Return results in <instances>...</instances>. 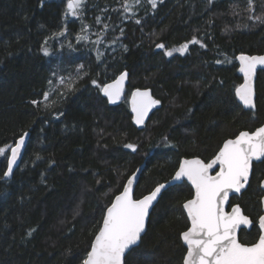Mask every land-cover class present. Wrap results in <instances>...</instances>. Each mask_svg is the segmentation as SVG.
Listing matches in <instances>:
<instances>
[{"label":"trees","instance_id":"obj_1","mask_svg":"<svg viewBox=\"0 0 264 264\" xmlns=\"http://www.w3.org/2000/svg\"><path fill=\"white\" fill-rule=\"evenodd\" d=\"M126 2L87 0L81 20L64 16L66 0H0V147L30 133L13 178L0 179V264H82L107 207L139 167L136 198L172 179L183 158L208 162L226 140L264 123V71L255 111L235 97L243 81L236 57L264 54V24L248 19L247 0H163L154 10L142 0L125 13ZM255 8L264 12V0H255ZM82 24L104 38L100 50L77 42ZM65 29V36L52 38ZM193 37L206 47L189 44L185 57L169 58L156 47L170 49ZM58 68L75 90L58 82L46 102L57 101L52 107L33 105L54 85ZM125 70L126 98L112 107L100 88ZM135 88L152 90L163 104L143 130L129 106ZM5 170L0 157V176ZM262 180L264 164H255L247 191L232 200L253 221L240 234L248 245L258 236ZM192 197L187 183L163 193L132 264H183L181 235L190 224L182 206Z\"/></svg>","mask_w":264,"mask_h":264},{"label":"snow or ice","instance_id":"obj_2","mask_svg":"<svg viewBox=\"0 0 264 264\" xmlns=\"http://www.w3.org/2000/svg\"><path fill=\"white\" fill-rule=\"evenodd\" d=\"M141 2L142 0H127L124 4L125 13L132 12ZM162 2L163 0H147L153 10L157 8L158 3ZM209 2L211 3L212 0ZM86 4L87 0H66L64 16L82 20ZM245 11L249 13V20L264 24V12L256 14L255 0H247ZM100 22L101 19L98 17L97 23ZM135 23L140 24V19H136ZM103 27L105 30L108 29L107 24ZM228 30L225 29V31ZM87 31L88 26L82 24L81 34L76 37L77 42L89 39ZM65 34L66 29L56 33L52 38L65 36ZM97 35L100 34L97 33ZM121 35H123V29H121ZM102 42L101 37L94 43ZM44 43L46 45L47 40ZM189 44L206 47L196 37L178 48L167 49L164 43H159L156 47L163 50L165 56L171 58L174 53L180 55L188 53ZM69 46L71 47V44ZM42 51L45 56L51 55L47 47H44ZM102 55L103 53L98 50V58ZM236 59L239 60V72L243 74L244 82L235 88V97L244 108L254 110L256 108L254 78L258 67L264 68V55L241 54ZM221 62L217 61V63ZM127 77L128 73L123 72L113 83L102 88L96 84V81L92 83L100 88L109 103L116 104L123 96L124 82ZM74 83L71 78H59V84L67 91L75 90ZM49 84L52 85V81H49ZM56 91L55 87H50L42 94V100H33L31 103L38 107L50 108L57 101L46 102L50 101L52 93ZM58 95L63 97L64 92H59ZM159 104L160 101L154 99L150 91H135L132 94L135 123L143 125L148 113ZM62 115L63 112L58 113L57 118ZM28 135L24 132L15 144L0 147V157L6 160V170L3 171L0 179L13 176ZM125 147L133 152L137 149L134 144H126ZM253 161L264 164V126L251 133L242 131L235 139L225 141L218 154L209 163L192 159L184 160L180 165L173 179L175 181L186 179L195 189V197L182 206L191 221L190 228L182 233V241L187 246L183 264H264V197L261 198L262 214L257 219L258 236L256 242L250 245L242 243L238 233L241 231V226H245L246 229L252 228V219L244 214L239 205H229L230 211L225 210L229 194L240 193L249 185L250 176L253 175ZM216 166H219L218 171L212 175L211 170ZM135 180V175L129 178L123 191L116 195L111 206L107 207L106 214L102 217V225L82 264H132L131 258L136 252L142 234L146 231L150 209H153L154 202L167 187L165 184H159L148 195L135 198L133 194ZM260 188L264 190V180L260 182ZM33 231L35 229L28 235L31 236Z\"/></svg>","mask_w":264,"mask_h":264},{"label":"water","instance_id":"obj_3","mask_svg":"<svg viewBox=\"0 0 264 264\" xmlns=\"http://www.w3.org/2000/svg\"><path fill=\"white\" fill-rule=\"evenodd\" d=\"M158 50H160V49H158ZM245 55H247V54H245ZM264 55V54H263ZM250 56H252V55H250ZM256 56H260V55H256ZM237 63H238V74L243 78V82H244V77H243V74L242 73H240L239 72V60L237 59ZM260 71H264V68H260V67H258V69H257V74H256V77L254 78V88H255V101L257 100V79H258V74H259V72ZM123 72H127L128 73V77H127V79L125 80V82H124V92H123V96L121 97V99L116 103V104H112V103H109V105L110 106H112V107H117V106H119V105H121L123 102H124V100H125V98H126V95H127V89H128V87H129V84H130V73H129V71H127V70H125V71H123ZM122 72V73H123ZM121 73V74H122ZM121 74H119L113 81H111V82H109V83H107V84H111V83H113ZM107 84H105V85H107ZM104 85V86H105ZM137 90H140V91H150V93H151V95H152V97L155 99V97H154V95H153V92H152V90H150V89H140V88H136V89H134L132 92H131V94H130V97H129V106H130V111H131V114H132V116H133V122H134V125L139 129V130H143L144 128H145V126L148 124V122L150 121V119H151V117L153 116V114L157 111V110H159L160 109V107H161V102H160V104L159 105H157V106H155L149 113H148V117L146 118V120L144 121V124L143 125H137L136 123H135V113L132 111V94L135 92V91H137ZM102 96L107 100V97H105L104 95H103V93H102ZM237 100H238V98H237ZM238 102H239V100H238ZM239 104L243 107V105L239 102ZM244 108V107H243ZM244 110H246V111H255L256 110V108L254 109V110H251V109H247V108H244ZM262 126H264V124L262 125ZM261 127V126H260ZM259 128V127H258ZM29 135H28V137L26 138V141H25V147H24V149L22 150V152H21V156H20V159L18 160V162H17V166L14 168V171H13V176H14V173H15V171L17 170V168L19 167V165H20V163H21V161H22V158H23V156H24V154H25V150H26V148H27V145H28V142H29V139H30V133L29 132H27ZM251 133V132H250ZM235 139V138H234ZM229 140V139H228ZM225 143V142H224ZM223 147V146H222ZM218 154V153H217ZM215 158V157H214ZM213 158V159H214ZM192 159H200V158H192ZM192 159H183L182 160V162H181V164L183 163V161L184 160H192ZM201 160V159H200ZM259 163H261V162H258V161H253V171H254V165L255 164H259ZM180 164V165H181ZM218 167L219 166H216L215 168H213L212 170H211V174L212 175H215L216 174V172L218 171ZM143 169H144V165L143 166H141V167H139L138 169H137V171L133 174V175H135L136 176V180L134 181V183H133V194H134V197H135V191H136V188H137V185H138V183H139V180H140V177H141V175H142V171H143ZM179 170V169H178ZM177 170V171H178ZM132 175V176H133ZM13 176L11 177V178H6L5 180L6 181H10L12 178H13ZM131 176V177H132ZM175 176V175H174ZM173 176V177H174ZM130 177V178H131ZM251 179H252V176H250V179H249V184H250V182H251ZM128 181V180H127ZM184 182H187L188 183V185L192 188V191H193V197L191 198V199H193L194 197H195V189H194V187L191 185V183H190V181H187L186 179H184V180H180V181H175L173 178L172 179H170L168 182H166V183H162V184H165L167 187L165 188V189H163L162 190V192H161V195H160V197H158V199H157V201L156 202H154V204H153V209H150V214H149V220H150V217H151V214H152V212H153V210H154V208L156 207V205L158 204V202H159V200H160V198L162 197V195H163V193L165 192V191H167L168 189H170L171 187H174V186H177V185H181V184H183ZM126 184H127V182H126ZM126 184H125V186H126ZM124 186V187H125ZM248 187H249V185L245 188V189H243L240 193H230L229 194V201H228V205H226L225 206V210L226 211H230V207H229V205H231V201H232V198L233 197H241L246 191H247V189H248ZM123 191V190H122ZM263 192H264V190H262ZM120 194V193H119ZM118 194V195H119ZM148 195V194H147ZM263 197H264V195H263ZM136 198V197H135ZM114 201V200H113ZM186 203V202H185ZM235 205H239V204H235ZM235 205H233V206H235ZM111 206V205H110ZM109 206V207H110ZM240 206V205H239ZM241 207V206H240ZM242 208V207H241ZM243 210V209H242ZM244 211V210H243ZM184 212H185V214H186V216H187V211L186 210H184ZM105 214H106V212H105ZM245 214V213H244ZM188 218V217H187ZM149 220H148V223H147V226H146V231H145V234H146V232H147V230H148V224H149ZM188 221H189V224H190V226H191V221L188 219ZM190 226H189V228H190ZM188 228V229H189ZM243 229H246L245 228V226H241V231L243 230ZM251 228H248L247 230H250ZM187 231V230H186ZM240 231V232H241ZM240 232L238 233V237H239V239H240ZM145 234H142V238L144 237V235ZM142 238H141V241H142ZM181 239H182V235H181ZM141 241L139 242V245L141 244ZM94 242V241H93ZM182 243H183V241H182ZM138 245V246H139ZM183 245H184V247L185 248H187V246L183 243ZM186 255V254H185Z\"/></svg>","mask_w":264,"mask_h":264},{"label":"rangeland","instance_id":"obj_4","mask_svg":"<svg viewBox=\"0 0 264 264\" xmlns=\"http://www.w3.org/2000/svg\"><path fill=\"white\" fill-rule=\"evenodd\" d=\"M71 18H73V19H79V18H74V17H71ZM87 35H88V37H89V39L87 40V42L88 43H93L94 44V42L95 41H97V40H99V39H101V37L100 36H97V37H93L92 35H91V32L89 33H86ZM103 38V37H102ZM103 40H104V38H103ZM103 43V42H102ZM96 44V43H95ZM101 44V43H100ZM100 44H96L97 45V48L100 50ZM178 47H180V46H176V47H172V48H178ZM190 47V46H189ZM172 48H170V49H172ZM188 53H189V50H188ZM175 55H178V56H185V55H187V53L185 54V55H180L179 53H174V55L173 56H175ZM58 72L56 73V75L54 76V77H56V79H54V85L52 86V87H58L57 86V84H58V82H59V78L60 77H63V75L59 72L60 71V69L58 68V70H57ZM72 76H73V74H72ZM52 84H53V81H52Z\"/></svg>","mask_w":264,"mask_h":264},{"label":"flooded vegetation","instance_id":"obj_5","mask_svg":"<svg viewBox=\"0 0 264 264\" xmlns=\"http://www.w3.org/2000/svg\"><path fill=\"white\" fill-rule=\"evenodd\" d=\"M187 54H188V53H187ZM185 56H186V55H185ZM185 56H184V57H185ZM182 57H183V56H182ZM237 74H238V71H237ZM238 76L241 77L239 74H238ZM241 78H242V77H241ZM242 80H243V78H242ZM242 83H243V81H242ZM242 83H241V84H242ZM135 89H136V88H135ZM140 89H145V88H140ZM154 97H155V96H154ZM155 99H157V98L155 97ZM157 100H159V99H157ZM159 101L161 102V107H160L159 110H161L163 104H162V101H161V100H159ZM237 101H238V100H237ZM238 103H239V102H238ZM240 106H241V105H240ZM241 107H242V106H241ZM159 110H157L156 112H158ZM156 112H155V113H156ZM132 117H133V116H132ZM263 124H264V123H263ZM236 137H237V136H236ZM236 137H235V138H236ZM232 139H234V138H232ZM226 141H227V140H226ZM223 144H224V143H223ZM222 146H223V145H222ZM221 148H222V147H221ZM221 148H220V149H221ZM220 149H219V151H220ZM219 151H218V152H219ZM218 152H217V153H218ZM217 153H216V155H217ZM216 155H215V156H216ZM215 156H214V157H215ZM214 157H213V158H214ZM193 158H199V157H193ZM213 158H212V159H213ZM183 159H192V158H183ZM183 159H182V160H183ZM200 159H201V158H200ZM212 159H211V160H212ZM182 160H181V162H182ZM201 160H203V159H201ZM211 160H210V161H211ZM203 161H204V160H203ZM210 161H208V162H205V161H204V162H205V163H209ZM181 162H180V164H181ZM179 167H180V165H179ZM179 167H178V169H179ZM178 169H177V170H178ZM253 172H254V171H253ZM175 173H176V172H175ZM174 175H175V174H174ZM252 177H253V175H252ZM251 180H252V179H251ZM184 183H187V182H184ZM250 183H251V182H250ZM187 184H188V183H187ZM249 185H250V184H249ZM191 189H192V188H191ZM234 198H240V197H233L232 200H233ZM235 204H236V203H235ZM235 204H232V201H231V206H233V205H235ZM245 215H246V214H245ZM249 218H250V217H249ZM250 219H251V218H250ZM251 229H252V228H251ZM251 229H250V230H251ZM243 230H247V229H243ZM247 231H249V230H247ZM240 234H241V232H240Z\"/></svg>","mask_w":264,"mask_h":264}]
</instances>
